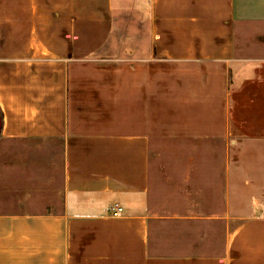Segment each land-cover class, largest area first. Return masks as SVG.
<instances>
[{
  "label": "crops",
  "instance_id": "obj_1",
  "mask_svg": "<svg viewBox=\"0 0 264 264\" xmlns=\"http://www.w3.org/2000/svg\"><path fill=\"white\" fill-rule=\"evenodd\" d=\"M0 111V264H264V0H0Z\"/></svg>",
  "mask_w": 264,
  "mask_h": 264
},
{
  "label": "trees",
  "instance_id": "obj_2",
  "mask_svg": "<svg viewBox=\"0 0 264 264\" xmlns=\"http://www.w3.org/2000/svg\"><path fill=\"white\" fill-rule=\"evenodd\" d=\"M1 124H2V113L0 111V128H1Z\"/></svg>",
  "mask_w": 264,
  "mask_h": 264
},
{
  "label": "built area",
  "instance_id": "obj_3",
  "mask_svg": "<svg viewBox=\"0 0 264 264\" xmlns=\"http://www.w3.org/2000/svg\"><path fill=\"white\" fill-rule=\"evenodd\" d=\"M117 211H118V212H121V211H122V209H121V208H117Z\"/></svg>",
  "mask_w": 264,
  "mask_h": 264
}]
</instances>
